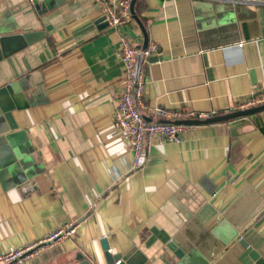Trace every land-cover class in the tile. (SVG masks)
Listing matches in <instances>:
<instances>
[{"label":"crops","instance_id":"0c3cea01","mask_svg":"<svg viewBox=\"0 0 264 264\" xmlns=\"http://www.w3.org/2000/svg\"><path fill=\"white\" fill-rule=\"evenodd\" d=\"M18 1L0 0V36H45L0 61V87L26 78L35 104L12 111L16 127L0 122V249L70 224L73 235L22 264H74L78 253L107 264L103 237L110 252L135 247L146 264H240V239L264 260V111L194 125L132 169L131 139L112 112L119 37L142 48L141 28L97 27L90 0L11 11ZM137 1L156 45L143 62L146 104L212 116L264 91V0Z\"/></svg>","mask_w":264,"mask_h":264},{"label":"built area","instance_id":"2783aa9c","mask_svg":"<svg viewBox=\"0 0 264 264\" xmlns=\"http://www.w3.org/2000/svg\"><path fill=\"white\" fill-rule=\"evenodd\" d=\"M98 5L100 16L110 27L133 23L130 3L132 0H90ZM119 56L123 64L122 74L115 81L116 98L112 112L113 126L116 132L126 135L131 139L132 169H137L144 160V155L149 148L157 142L176 143L183 140V134L190 125L177 124L169 121L177 119H205L209 114L192 110L170 111L160 105L146 104L144 101L145 82L142 68L146 57H149L156 49V45L149 44L142 50L135 47L126 36L119 37ZM142 56L141 68L137 73V59ZM264 104V91L251 94L237 103L233 110L250 109V107ZM143 110L145 113H143ZM149 118L150 120H146ZM169 120V121H161ZM74 226L63 225L47 233L44 237L27 245L0 249V264H22L31 256L39 254L51 245L65 240L73 235ZM119 261L112 264H118Z\"/></svg>","mask_w":264,"mask_h":264},{"label":"water","instance_id":"95a60500","mask_svg":"<svg viewBox=\"0 0 264 264\" xmlns=\"http://www.w3.org/2000/svg\"><path fill=\"white\" fill-rule=\"evenodd\" d=\"M137 0H132L130 3L132 18L138 26L141 28L143 32V43L142 50L148 47L149 37L147 33L146 27L143 25L142 21L138 17L135 10V3ZM29 6L28 0L18 1L11 8V11L22 10L23 8ZM36 7V6H35ZM103 16H99L95 21L96 26H105L107 22L103 20ZM45 36L44 30H34V31H24V33H14V34H5L0 36V61L6 59V57L23 50L24 47L30 45L36 41L42 39ZM142 56L139 54L137 59V73L135 74V78L141 68ZM29 85L27 84L26 78L15 79L7 82L3 86L0 87V122H5L9 127H16V123L13 121L12 111L14 109H24L29 105H35L34 102L28 101L26 98V93H28ZM264 111V104L250 107V109L243 110H231V112H227L224 114H216L211 117L205 119H177L175 121L169 120H161V121H169L177 124H185V125H208L216 122H229L232 119H236L239 117L250 116L251 114L259 113ZM146 120H150L146 118ZM242 251L238 255L237 259L240 264H264L263 258L260 254L252 248L244 239H240L239 241ZM101 250L104 254L105 261L107 264H112L114 262L119 261L118 264H146L147 258L140 252L137 251L135 247L130 248L125 253H112L109 249V243L106 237H103L100 240ZM168 247L170 250L174 251L176 258L183 262V257L185 256V249L182 244L177 242L175 239H172ZM74 264H92V262L84 258L83 254L78 253L74 260ZM169 264V263H168Z\"/></svg>","mask_w":264,"mask_h":264},{"label":"trees","instance_id":"16d2710c","mask_svg":"<svg viewBox=\"0 0 264 264\" xmlns=\"http://www.w3.org/2000/svg\"><path fill=\"white\" fill-rule=\"evenodd\" d=\"M137 6H138V1L135 3V7H134L136 10V13L138 12V9H139Z\"/></svg>","mask_w":264,"mask_h":264}]
</instances>
